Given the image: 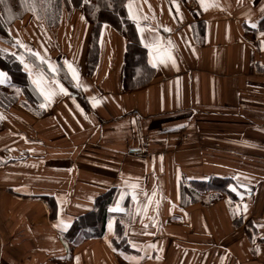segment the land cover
<instances>
[{
    "label": "crops",
    "instance_id": "obj_1",
    "mask_svg": "<svg viewBox=\"0 0 264 264\" xmlns=\"http://www.w3.org/2000/svg\"><path fill=\"white\" fill-rule=\"evenodd\" d=\"M31 1L21 15L7 7L9 21L0 9L13 41L0 49L39 65L54 94L41 108L23 68L34 99L0 105V264H264V0H125L136 41L103 22L91 74L87 0L53 14L52 0ZM130 41L151 68L150 53L175 66L126 88ZM210 177L231 179L236 200L189 202L185 189ZM112 188L103 236L64 239ZM117 219L129 250L112 244Z\"/></svg>",
    "mask_w": 264,
    "mask_h": 264
},
{
    "label": "trees",
    "instance_id": "obj_2",
    "mask_svg": "<svg viewBox=\"0 0 264 264\" xmlns=\"http://www.w3.org/2000/svg\"><path fill=\"white\" fill-rule=\"evenodd\" d=\"M4 1L13 12L17 13V15L23 13V0ZM60 1L61 0H52V4L50 3L53 6L52 14L55 13V7H57ZM69 2L76 5L79 4L78 0H69ZM124 3L125 0H87L80 3L85 18L92 25L86 52V71L88 74L93 72L97 64L99 56L98 37L103 22L112 24L130 40L136 41L134 36V25L125 13ZM44 13L46 17L50 15L47 10H44ZM0 40L7 44H12L13 42L1 16ZM134 41H130V43L127 44L125 52L123 82L126 88L144 86L149 82L154 72L153 68L147 64L145 50L136 45ZM30 58L36 62L33 57ZM0 68L6 71L11 77V83L8 85H0L1 106L8 107L16 102L21 95L26 96V98L31 101L34 99V92L28 82L27 73L23 70L21 63L12 54L2 49H0ZM17 89H19V91H17ZM5 162H8V160H0V165L5 164ZM230 184H232V180L229 178L210 177L207 181L191 182L190 186L185 190L188 195L190 194L189 202H200L206 205L219 198V195L222 193L236 200L237 196L230 190ZM194 186H196V188H194ZM115 190L116 189L112 188L106 193L98 196L95 200L93 211L76 218L65 233L62 234V237L71 241L73 244H77L85 238L102 237L105 230V223L110 215L108 207L114 201ZM47 204L51 208L52 215V211L54 210L53 205L49 202H47ZM112 244L117 249H128L127 238L124 234V225L119 219L116 221V232Z\"/></svg>",
    "mask_w": 264,
    "mask_h": 264
},
{
    "label": "snow or ice",
    "instance_id": "obj_3",
    "mask_svg": "<svg viewBox=\"0 0 264 264\" xmlns=\"http://www.w3.org/2000/svg\"><path fill=\"white\" fill-rule=\"evenodd\" d=\"M127 8H128V12H129V17L133 20H136L137 17L136 15L133 14V8H132V3L130 2L128 5H127ZM146 19V18H145ZM253 27H255V25H253ZM137 30L138 31H142L140 28H139V25L137 27ZM21 47H25L23 44L20 45ZM145 47H153V45H148L146 44ZM29 53L35 57V59L37 61L40 62V64H44L46 63L45 61V58L42 57L40 55L39 52H34L33 50L31 49H28ZM13 56H17L16 53H13L12 54ZM150 55V59H149V64L153 67V68H156L159 64L161 63H166L167 60H172V63H173V66H175V61H174V58L171 57V56H168L166 57L165 59H160V60H157V61H153L151 59V56H152V53L149 54ZM17 58L19 59L20 63L23 65V68L25 69V71L29 74L30 78L34 77L31 79V82L32 84L39 90V93L40 95L43 97L45 103H42L40 105L41 108H44L47 106V103L50 101L52 95L54 94L53 91H51L49 88H48V84H51L52 82L51 81H48L46 83V78L44 77V75L38 70L39 69V65H36V64H32L30 65L29 63L26 62L25 58L23 56H17ZM48 63V67L51 71H55V68L52 66V64L50 62H47ZM68 70H69V73H70V76H71V79L74 80V81H77L78 80V73L76 71L75 68L72 67L71 64H68ZM8 79V73L5 72V71H0V84L6 82ZM59 86V90L60 92L62 93H65L67 94V89L64 88L63 85H59L58 81L56 82ZM17 91H19V89H17ZM93 106H95V104H93ZM134 123V121H133ZM135 199V196L133 197ZM247 206L245 205V210H246ZM115 211H121L120 208H116L114 209ZM108 227L109 229H111L113 227V224L111 221H109L108 223Z\"/></svg>",
    "mask_w": 264,
    "mask_h": 264
},
{
    "label": "rangeland",
    "instance_id": "obj_4",
    "mask_svg": "<svg viewBox=\"0 0 264 264\" xmlns=\"http://www.w3.org/2000/svg\"><path fill=\"white\" fill-rule=\"evenodd\" d=\"M23 2H24V7H23V9L24 10H27L26 8H28V7H30L31 5H32V1L31 0H23ZM41 2V1H40ZM34 3V2H33ZM43 3H48V1H46V0H43ZM29 4V5H28ZM34 5V4H33ZM4 6V7H3ZM8 7L7 5H6V3H5V1L4 0H0V9L1 10H3V15L5 16L4 17V19L6 20V21H9V19H10V14L11 13H8L9 11H8V8L6 9V8ZM5 22V21H4Z\"/></svg>",
    "mask_w": 264,
    "mask_h": 264
}]
</instances>
